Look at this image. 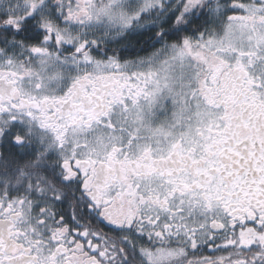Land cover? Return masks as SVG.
Listing matches in <instances>:
<instances>
[{
  "label": "snow or ice",
  "instance_id": "1",
  "mask_svg": "<svg viewBox=\"0 0 264 264\" xmlns=\"http://www.w3.org/2000/svg\"><path fill=\"white\" fill-rule=\"evenodd\" d=\"M0 264H264V0H0Z\"/></svg>",
  "mask_w": 264,
  "mask_h": 264
}]
</instances>
